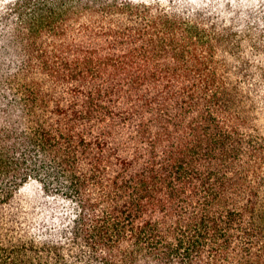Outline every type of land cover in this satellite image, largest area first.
<instances>
[{
  "label": "trees",
  "instance_id": "trees-1",
  "mask_svg": "<svg viewBox=\"0 0 264 264\" xmlns=\"http://www.w3.org/2000/svg\"><path fill=\"white\" fill-rule=\"evenodd\" d=\"M0 264H264V0H0Z\"/></svg>",
  "mask_w": 264,
  "mask_h": 264
}]
</instances>
